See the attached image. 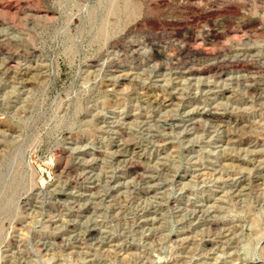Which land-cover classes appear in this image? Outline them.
Instances as JSON below:
<instances>
[{"label":"rangeland","instance_id":"1","mask_svg":"<svg viewBox=\"0 0 264 264\" xmlns=\"http://www.w3.org/2000/svg\"><path fill=\"white\" fill-rule=\"evenodd\" d=\"M0 264H264V0H0Z\"/></svg>","mask_w":264,"mask_h":264},{"label":"bare ground","instance_id":"2","mask_svg":"<svg viewBox=\"0 0 264 264\" xmlns=\"http://www.w3.org/2000/svg\"><path fill=\"white\" fill-rule=\"evenodd\" d=\"M216 24V23H215ZM258 24V23H257ZM201 72V71H200ZM217 73V72H216Z\"/></svg>","mask_w":264,"mask_h":264}]
</instances>
